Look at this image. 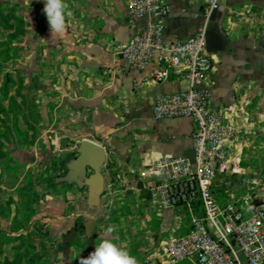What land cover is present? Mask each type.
<instances>
[{"label":"crops","instance_id":"1","mask_svg":"<svg viewBox=\"0 0 264 264\" xmlns=\"http://www.w3.org/2000/svg\"><path fill=\"white\" fill-rule=\"evenodd\" d=\"M66 2L73 16L67 19V35L59 39L50 33L43 0H0V5H18L21 10L25 33L16 41L20 52L14 68L22 73L30 96H38L35 112L30 110L33 106L26 107L30 120L24 132L29 142L9 152L18 169L3 179L13 177L14 187L7 188L13 192L24 187L22 175L41 160L60 159L63 151L83 140L102 146L107 161L101 171L105 188L100 219L116 192L125 203L144 202L155 213L150 244L139 251L142 264L156 246L181 235L175 231L178 224L182 222L185 232L187 225L181 212L152 202L149 181L140 175L155 158L191 160L194 123L189 118L155 120L152 115L158 96L187 88L184 76L174 73L169 82L155 83L150 76L156 58L141 69L129 70L117 48L150 23L163 27L165 42L190 37L206 25L205 52L213 66L211 105L229 111L241 136L240 147L232 154L239 158L242 173L255 176L260 172L244 166L242 159L245 145L260 137L264 144V0H220L207 22L204 0H163L169 10L166 16L156 11L137 20L128 18V0ZM57 187L71 199L73 191L79 193L74 186ZM57 187H49L38 210L61 223L53 232L61 238L68 231L58 218L69 209L63 201L69 196L52 195Z\"/></svg>","mask_w":264,"mask_h":264},{"label":"built area","instance_id":"2","mask_svg":"<svg viewBox=\"0 0 264 264\" xmlns=\"http://www.w3.org/2000/svg\"><path fill=\"white\" fill-rule=\"evenodd\" d=\"M128 1L131 20L169 11L163 0ZM219 4L204 0L206 22ZM205 35L206 25L190 37L165 42L163 27L150 23L116 51L129 70L156 58L150 76L155 83L169 82L174 73L184 76L187 88L158 96L152 115L155 120L189 118L194 123L191 160L155 158L140 175L149 181L154 204L189 217L184 235L166 239L142 264H264V171L242 173L239 158L232 154L240 147V129L228 110L211 105L213 66ZM218 187L226 197L223 204Z\"/></svg>","mask_w":264,"mask_h":264},{"label":"rangeland","instance_id":"3","mask_svg":"<svg viewBox=\"0 0 264 264\" xmlns=\"http://www.w3.org/2000/svg\"><path fill=\"white\" fill-rule=\"evenodd\" d=\"M2 7L5 8V11L3 12L5 16L7 14L11 15L13 12L23 20V17L20 15V8L10 4L0 5V9ZM15 26L17 29L20 27V24L15 23ZM14 31L8 32L0 27V43L8 42L9 36L17 34V32ZM21 36L16 35L14 39H11V44L15 47V51L11 53L13 59L2 64L7 70L0 71V87L3 84L4 77L10 72V69L16 70L11 74L16 85L9 90L8 97L13 98L23 109V115H17L16 117V124L18 130L24 132L26 130V123L28 122L27 120H30V114H28L26 107L33 106V109L30 110L35 112V107L37 106L35 101L38 96H30L29 92L26 90L27 87L21 88L20 82L23 87L24 77L19 69L14 68L16 66L15 60L18 58L20 52L19 47L16 45V41H18L17 39H20ZM27 84H29V82ZM2 106L5 109V114L0 113V156L3 154L9 155L10 149L14 146H18L16 144L17 139L14 137L13 123L15 117L10 111H8V101H4ZM259 139L262 138L260 137ZM259 139H257L254 144H248L243 147L242 164L244 166L249 165L255 167L259 172H262L264 171V144ZM72 149L73 147L69 148V150ZM69 150L66 151L68 152ZM66 151H63V153ZM40 162V164H36L22 175L25 180L24 187L26 186L27 188H30V191L33 193V197L30 199L34 198L38 201V204L35 206L36 214L29 221L28 225H26L23 216V208H25V202L27 201L24 198L18 197V189L13 192L7 191V188H12L15 185L12 181V176L10 177V181L3 179L5 173H10V175H12V173H15L14 171H11L12 169H16L17 171V164L12 158L8 165L0 164V171L2 172L0 185L5 187L4 189L0 188V232L11 237L18 236L19 234H26V231H21L19 233L13 232L16 223L20 222L23 225L30 227L31 244L36 248L37 254L41 256L44 264H79V259L87 257L90 252L94 251L95 246L100 242V236L109 226H112L115 230L108 236V238L119 247L125 248L138 261L139 251L141 248L145 249L150 244L149 241L151 235L149 234L150 232L155 231V219L153 218L155 213L153 210H150L144 202L125 203L122 195H119L118 192H116L112 205L104 210L100 221H96V237L94 238L93 245H87L84 230L81 228V225L84 221L90 219L91 216L87 211H83V209L79 208L76 204V200L82 199L85 196L84 192L79 191V193H76L73 191L72 193L75 196L71 199L68 193H62L63 187L58 188V185H55L53 187H57V192H52V195L60 196L61 194H65L67 197L69 196V199L63 200L64 205L69 206V209L66 210V213L65 211L62 213L63 216H60L61 218L59 217L60 219L58 218V221L63 222L64 230L66 231L72 229L77 230V235H75L74 239L67 246L62 247L59 243V240L61 239L60 235H54L53 233L54 226L57 227L61 223L59 222L58 225L56 220L54 223L52 221L53 218L49 215H41L42 211H40V209L38 210V207L44 201V196L53 183L51 179L54 176L64 175L65 170L59 166L61 158L57 159L53 157L49 160H41ZM26 178H29L30 180L29 185H26ZM61 185L64 186L65 184ZM219 197L220 196H218V198ZM225 200L226 197L225 199L220 197L218 202L223 204ZM45 212L48 213L47 211ZM196 213L198 216L200 215L199 212ZM181 215L185 225H188L189 217L187 213L182 211ZM178 225L179 227L175 230L177 231L176 233L184 235L185 229L181 227L182 222ZM19 243L20 242H13L4 245L2 247L0 262L9 259L12 260L13 248L18 246Z\"/></svg>","mask_w":264,"mask_h":264},{"label":"trees","instance_id":"4","mask_svg":"<svg viewBox=\"0 0 264 264\" xmlns=\"http://www.w3.org/2000/svg\"><path fill=\"white\" fill-rule=\"evenodd\" d=\"M17 8H19L18 5H15ZM4 7V6H3ZM0 9V27L8 32L14 31L17 32L16 35L21 36L25 33V25L22 20V18L15 15V13H11V15H4L3 12L5 11V8ZM15 23L20 24V27L16 29ZM9 36L8 42H2L0 43V71H5L7 68H4L2 66L3 63H7L11 61L13 58L11 57V53L15 51V47L11 44V39H14L16 37ZM15 72L16 70L10 69V72L6 74L4 77V81L2 86L0 87V113L5 114V109L2 106V103L4 101H8V111H10L14 115V137L17 139V145H25L29 142V136L27 132H22L18 130L17 128V115H23V109L16 103V101L13 98L8 97L9 90L14 88L16 83L14 82L11 74L12 72ZM21 88H24V85L22 87V83L20 82ZM21 95V94H19ZM21 97H23L21 95ZM9 161H11V156L8 154H3L0 156V164L8 165ZM63 169V168H62ZM10 171V170H8ZM11 171L16 172V169H12ZM2 177V172L0 171V178ZM218 177H221L218 176ZM53 179V178H52ZM51 179V180H52ZM53 182V180H52ZM30 180L29 178H26V185H29ZM52 185V184H51ZM218 196L225 199L223 190L218 187ZM17 194L19 198H24L27 202L24 209V218L26 225H28L29 221L34 217L36 214L35 206L38 204V201L36 199H30L33 197V193L30 191V188L22 187L17 190ZM219 197V198H220ZM218 198V199H219ZM24 223V222H23ZM23 225L20 222H17L15 227L13 228L14 233H19L20 231H26V234H19L18 236H9L5 235L0 232V256L2 255V247L6 244H10L13 242H20L18 246L13 248V259L11 261L4 260L3 262H0V264H44L42 262V258L40 255L37 254L36 248L31 244V233H30V227ZM81 228L83 229V226L81 225Z\"/></svg>","mask_w":264,"mask_h":264},{"label":"water","instance_id":"5","mask_svg":"<svg viewBox=\"0 0 264 264\" xmlns=\"http://www.w3.org/2000/svg\"><path fill=\"white\" fill-rule=\"evenodd\" d=\"M105 149L91 141L83 140L75 144L72 150L62 153L59 166L65 170L64 175L54 176L51 186L65 184L74 186L85 196L79 200L80 208L87 211L90 219L83 222L84 236L87 245H93L95 237V220L100 219L102 213V195L105 188V179L101 173L106 165ZM77 235L72 229L61 237L59 243L67 246Z\"/></svg>","mask_w":264,"mask_h":264},{"label":"clouds","instance_id":"6","mask_svg":"<svg viewBox=\"0 0 264 264\" xmlns=\"http://www.w3.org/2000/svg\"><path fill=\"white\" fill-rule=\"evenodd\" d=\"M45 14L51 35L63 39L67 35V19L73 12L66 0H43ZM83 29V25H80ZM251 211V207L248 209ZM109 226L100 236V242L87 257L79 259V264H138V261L125 248L113 243L108 236L114 231Z\"/></svg>","mask_w":264,"mask_h":264}]
</instances>
